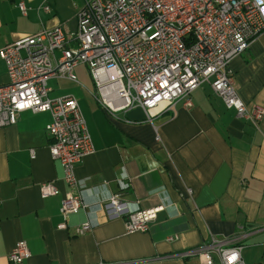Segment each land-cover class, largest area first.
<instances>
[{"label": "crops", "instance_id": "crops-1", "mask_svg": "<svg viewBox=\"0 0 264 264\" xmlns=\"http://www.w3.org/2000/svg\"><path fill=\"white\" fill-rule=\"evenodd\" d=\"M19 1L0 0V48L58 26L72 37L88 0H23L26 15ZM229 67L246 107H264V33ZM73 73L76 81L51 77L47 87L51 98L74 97L85 119L94 152L75 174L88 207L64 220L69 187L49 153L51 115L21 112L0 128V264L20 240L30 251L24 264H201L174 255L211 237H236L246 264H264V119L255 126L237 117L207 83L192 92L190 109L178 103L151 121L139 106L109 115L87 68L79 64ZM7 82L0 58V85ZM45 182L57 193L42 197ZM112 196L131 209H163L147 231L129 233L122 218L110 220L100 207ZM85 221L92 230L77 235Z\"/></svg>", "mask_w": 264, "mask_h": 264}, {"label": "built area", "instance_id": "built-area-1", "mask_svg": "<svg viewBox=\"0 0 264 264\" xmlns=\"http://www.w3.org/2000/svg\"><path fill=\"white\" fill-rule=\"evenodd\" d=\"M17 6L26 15L24 1ZM43 9L48 11V6ZM262 33L264 0H88L77 13L72 37L58 26L0 48L8 76V82L0 85V128L15 124L23 111L51 115L45 129L51 140L49 153L59 161L69 187L60 207L67 220L88 207L75 167L94 147L76 99L49 97L48 79L59 76L76 81L73 69L84 65L95 97L109 115L139 106L148 121L178 103L190 109L192 92L207 83L237 117L257 126L264 119V107H246L235 90L229 62ZM40 193L54 195L57 188L45 182ZM100 207L108 219L122 218L129 233L147 231L163 209H131L117 196ZM92 227L85 221L75 232L83 235ZM176 239L178 235L166 237ZM236 240L211 237L174 256L195 258L201 264H246L243 247ZM29 256L26 242L17 241L8 264H24Z\"/></svg>", "mask_w": 264, "mask_h": 264}]
</instances>
